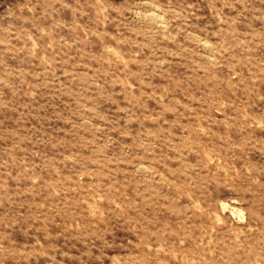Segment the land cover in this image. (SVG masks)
I'll list each match as a JSON object with an SVG mask.
<instances>
[{"label":"rangeland","instance_id":"1","mask_svg":"<svg viewBox=\"0 0 264 264\" xmlns=\"http://www.w3.org/2000/svg\"><path fill=\"white\" fill-rule=\"evenodd\" d=\"M0 264H264V0H0Z\"/></svg>","mask_w":264,"mask_h":264},{"label":"bare ground","instance_id":"2","mask_svg":"<svg viewBox=\"0 0 264 264\" xmlns=\"http://www.w3.org/2000/svg\"><path fill=\"white\" fill-rule=\"evenodd\" d=\"M91 206V205H90ZM94 211V210H93Z\"/></svg>","mask_w":264,"mask_h":264}]
</instances>
